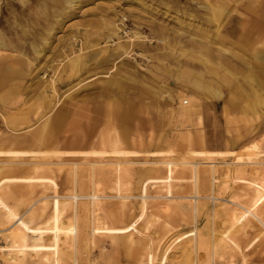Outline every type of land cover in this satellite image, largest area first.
Segmentation results:
<instances>
[{"label":"bare ground","instance_id":"1","mask_svg":"<svg viewBox=\"0 0 264 264\" xmlns=\"http://www.w3.org/2000/svg\"><path fill=\"white\" fill-rule=\"evenodd\" d=\"M18 1V5L12 0H2L0 4V29L3 30H0V117L5 128L15 133L24 129L28 122L24 117L15 116L27 114L30 108L24 103L12 109L13 102L7 103V98L2 96L4 93L16 99L35 95L33 109L51 115L43 122L46 134L33 135L31 140L44 142V150L0 149V171L10 172L24 166L34 174L0 177V264H96L79 261L78 254L81 241L86 240L89 250L97 237L110 238L116 242L115 251L122 246L127 255L136 258L125 264H248L246 246L254 240H261L257 245L264 247V148L259 139L251 140L238 150H189V154L178 159L169 150L123 149L118 135L112 140L100 138L99 148L79 149L77 142H67V146L59 148L53 133L63 129L68 117L66 112H72L76 107V102H72L74 93L67 95L65 108L58 105L60 87L69 85L72 78L87 71L90 59L100 48L103 52L101 61L116 63L136 48L147 50L156 42L164 49L195 52L196 55H191L196 61L193 66L207 68L212 74L210 80L218 81V77L226 83H236L239 78L248 81L249 74H242L237 65L246 69L256 66L258 76L264 78V0H173L184 14L193 18L192 22L181 27L184 39L180 34L173 39L167 38L161 30L152 29L143 34L127 29L129 16L102 7V28L106 32L99 30L96 20L92 23L93 28L78 29L65 40H59L60 44L53 53L55 58L42 64L39 60L49 42L47 34L42 36L41 33L50 29L51 22L24 28L8 20V7L19 8L22 19L33 17L35 12H42L44 8H47L43 12L45 16L57 14L54 17H62L63 13L65 16L72 14L68 10L78 0ZM136 3L139 8L145 5L143 0ZM50 7L53 10H49ZM107 10L113 15L108 16ZM146 21L153 23L150 19ZM139 24L136 19L135 25ZM78 42L82 48L75 53ZM83 48L88 49L86 54L80 52ZM232 65H236L234 67L240 75L237 70L229 69ZM48 73L51 75L46 79ZM94 75L89 81L100 76ZM101 75L107 76L108 72ZM83 80L85 78L65 91ZM190 82L186 87L195 91L203 89L201 79ZM184 102L187 103L185 98L182 99ZM196 104L198 102L192 98L188 106L173 111L171 119L184 122L191 118L197 112ZM129 112V108L123 111ZM15 136L18 137L3 135L0 140L12 143ZM196 142L203 141L198 138ZM90 143L92 145L93 141ZM144 164L162 174L142 180L138 196L123 192L122 179L133 175L137 166ZM63 165H70L68 192L59 193L53 177L44 173L61 169ZM179 170L189 176H175ZM99 176L111 177L112 194L102 192ZM205 178L209 187L207 194L199 192V185ZM183 182L191 183L190 194L184 191L174 193L173 188L180 187ZM148 186L161 190L149 193ZM22 187L27 194L19 198L17 192ZM35 187H40L36 196L33 195ZM134 197L139 200L130 205L128 200ZM109 198L119 199L118 215L113 205L106 202ZM147 199L166 200L161 202L165 206L164 212L168 211L170 201L177 200L176 212L186 210L192 223L198 211L206 205L205 200H212L209 234L203 236L196 226L182 233L174 232V227L164 225L169 223L166 217L161 225L163 220L159 222L158 213L147 214V208L152 207L148 206ZM122 210L130 212L128 219L121 220L126 217ZM116 220L127 223L119 225L114 222ZM154 223L159 227L157 240L152 236ZM171 232L173 235L167 237L166 234ZM248 233L253 234L249 240L243 241ZM201 250L204 252L200 253ZM224 255L228 256L226 262H216V258ZM116 259V262L107 260L102 264H119L120 259Z\"/></svg>","mask_w":264,"mask_h":264},{"label":"rangeland","instance_id":"2","mask_svg":"<svg viewBox=\"0 0 264 264\" xmlns=\"http://www.w3.org/2000/svg\"><path fill=\"white\" fill-rule=\"evenodd\" d=\"M12 1L17 3V5L20 4L18 0ZM136 1L78 0L75 2V6L68 10L69 14H72L65 16L63 13L62 17H54L57 14L45 16L43 12L47 11V8H44L43 5L44 11L35 12L34 16L28 19L20 18L19 8L10 6L8 7L7 17L9 21L19 23L24 28H30L31 25L34 27L36 23L44 26L42 23L51 22L52 26H50V29L41 33L42 36L47 34L49 47L42 53L43 57L39 60L40 64L44 63L45 60H53L55 58L53 53L55 47L60 44L59 40H65L78 29L83 31L84 29L93 28L92 23L96 20L99 23V30L106 32L105 28H102L104 26L102 16L104 11L102 7L109 8L112 11L115 9L119 11V14L124 13L129 16L131 19L127 21V29L138 30L143 34L150 33L152 29L161 30L167 38L173 39L180 34L182 35L180 38L184 39L185 36H183L184 33L181 27L185 23L192 22L193 18L184 14L181 7L173 0H143L145 5L141 8H139L140 5ZM1 3L2 0L0 1ZM163 4H167L168 7ZM195 5L198 6V3ZM147 6H149L151 11ZM49 10H53V7H50ZM111 10H107L108 16L113 15ZM35 18H38V20L36 21ZM99 18L100 20H98ZM136 19L140 23L138 26L135 25ZM149 19L153 23L146 21ZM64 20L66 23H63ZM157 27H162L163 29H158ZM0 30L3 31L2 29ZM95 41L94 34L93 42ZM80 47L81 42H78L75 46V53H78V48ZM151 47L153 48H148L147 50L136 48L130 52L129 56L116 63L111 60L101 61L103 52L101 48L97 49L98 54L93 59H90L88 63L90 65L89 69L79 74V77L75 76L72 78L73 80L69 85L60 87L57 95V97L60 96L58 105L65 108L67 104L64 102L68 99L67 95L74 93L72 102H76V107L72 112L64 111L68 116L66 124L59 132L55 131L56 133H53L55 140L59 142V148L67 146V142H77V148L79 149L99 148L100 138L112 140L117 135L122 140L120 147L123 149L143 151L169 150L171 155L178 159L186 153L189 154V150H238L254 139H259L264 148V78L258 76L259 68L250 66V68L246 69L241 65H237L242 74H249L250 79L246 82L239 78L236 83H226L218 77V81H213L210 80V75L212 74L207 72V68L204 69L199 67V65L193 66V62L196 61L191 55H196L195 52L189 49H164L156 42ZM233 50L242 54L238 48ZM87 51L88 49L83 48L80 52H85L84 54H86ZM247 56L245 55V57ZM234 66L236 65H232L229 69L237 70ZM105 72H108V75L102 76L101 73ZM200 73L201 76L198 75ZM93 74H95L94 76H100L89 81ZM50 75L51 73H48L46 79H49ZM237 75H240L238 70ZM82 78H85V80L79 85L65 91ZM199 79H201L203 87L200 91L186 87L187 84L191 83L190 81H198ZM218 92L220 93L219 96L217 95ZM2 96L7 98V103L13 102L12 109L23 106L24 103L30 109L27 114H17L15 116L24 117L28 120L27 124H25L26 127L16 133L7 130L0 117V136L7 134L18 135V137H13L16 140L12 143L0 140V149L44 150V142H31V140L33 135L46 134L43 122L51 113L33 109L36 102L35 95L29 94L22 99H16V97L12 96L7 97L6 93L2 94ZM184 98L187 100L185 104L182 103ZM192 98L198 102V105H195L196 114L184 122H177L178 120L171 119V113L181 107L188 106ZM127 108L130 109V112L123 113ZM198 116H200L199 120ZM198 138H201L203 142H196ZM90 141H93L92 145ZM148 166V164L138 165L133 175L123 178L122 191L138 196L139 185L142 180L162 174L160 171L148 169ZM69 167L70 165H63L61 169L44 173L53 177L58 185L59 193L68 192L67 178ZM27 175L34 174L24 166L10 172L0 171V177ZM175 176L188 177L189 175L187 172L185 174V171L179 170L175 173ZM82 178L84 179L85 175ZM99 178L102 179L100 184L102 192L112 194L114 190L111 177L103 178L99 176ZM205 179L199 185V188H201L199 192L203 194L209 192L208 182ZM25 190L22 187L17 192L19 193V198L27 194V192H24ZM157 190L160 191L161 189L156 186H148L149 193ZM190 190V182H183L180 187L175 186L173 188L174 193L184 191L190 194ZM33 191V195H38L40 187L33 188ZM138 200L137 197H134L128 201L132 205ZM118 201L119 199L116 198L106 200L107 203L113 205L117 215L119 214ZM164 201L166 200L147 199L148 206H152L147 208V214L152 211H154L152 214L158 213L159 222H162L163 217H166L169 223L166 224L163 220L161 225L165 223L164 225L174 227L172 229L174 232L182 233L196 226L203 236L209 234L210 224L212 223L210 215L213 207L210 202L212 200H205L206 205L203 206L202 210L198 211L194 223L190 220L189 213L186 210L176 212L177 204L175 202L177 200L170 201L168 211L164 212L165 206L161 203ZM121 212H125L124 216H126L121 220L128 219L130 212L126 210ZM219 218L216 220H219ZM119 221L116 220L114 222L119 225L127 223L126 221ZM152 227L154 230L152 236L157 240L159 238L156 233L159 228L158 223H154ZM252 234L248 233L246 238L243 237V241L249 240ZM166 235L168 237L173 234L171 232ZM85 241L80 242L79 261L102 264L107 260L116 262V258H119L120 262L117 263L125 264L126 262L131 263L135 258L127 255L126 250L122 246H119V250L115 251L116 242L110 238L97 237L89 250H87L88 246ZM259 241L261 240H254L246 246L248 264H263L264 247L257 245ZM203 252L202 250L200 251V253ZM171 257L172 259L174 258L173 256ZM227 259L228 256L224 255L215 260L216 262H226ZM234 259L238 261V257L235 256Z\"/></svg>","mask_w":264,"mask_h":264},{"label":"built area","instance_id":"3","mask_svg":"<svg viewBox=\"0 0 264 264\" xmlns=\"http://www.w3.org/2000/svg\"><path fill=\"white\" fill-rule=\"evenodd\" d=\"M184 103H186V102H184Z\"/></svg>","mask_w":264,"mask_h":264}]
</instances>
